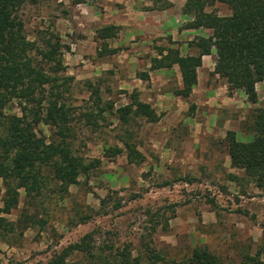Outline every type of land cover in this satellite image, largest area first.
Here are the masks:
<instances>
[{
    "label": "rangeland",
    "instance_id": "rangeland-1",
    "mask_svg": "<svg viewBox=\"0 0 264 264\" xmlns=\"http://www.w3.org/2000/svg\"><path fill=\"white\" fill-rule=\"evenodd\" d=\"M82 1L34 0L19 14L29 39L44 29L58 33L70 47L64 52L63 74L73 77L64 93L72 117V146L76 154L98 164L64 193L48 180L50 189L40 205L29 203L20 190L17 207L10 214L0 213L16 228H0V264H50L63 247L88 232H93L94 256L74 253L70 260L105 264L128 247L142 264H151L153 255L183 260L199 248L210 250L223 264H241L264 235V183L258 187L231 167L225 136L234 131L239 141L253 138L242 122L253 108L264 106V80L256 84L258 102L252 104L243 90L229 93L224 79L200 67L195 91L188 99L176 96L177 66L156 71L148 66L157 47L170 45L172 36L166 32L145 41L137 34L125 42L117 35L108 44L118 52L100 57L96 32L110 22L109 10L105 0ZM166 2L160 0L159 6ZM215 9L230 14L224 4L216 3ZM193 38L176 36L174 41L181 53L189 54L194 50L182 43ZM206 64L211 68L212 60ZM141 72H148L149 80H141ZM93 89H98L99 100ZM133 93L151 104L159 121H118L116 110ZM99 108L106 110L99 115ZM12 110L20 113L14 104ZM85 112L94 113V124H87ZM37 129L46 136L55 130L42 124ZM127 136L144 156L139 165L129 163L125 152L107 156L115 147L124 148L121 139ZM4 195L0 179V207ZM25 214L33 216L25 219L26 228L21 224Z\"/></svg>",
    "mask_w": 264,
    "mask_h": 264
},
{
    "label": "trees",
    "instance_id": "trees-1",
    "mask_svg": "<svg viewBox=\"0 0 264 264\" xmlns=\"http://www.w3.org/2000/svg\"><path fill=\"white\" fill-rule=\"evenodd\" d=\"M30 1L34 0H0V179L5 189L0 213L3 214H10L17 207L21 189L29 203L40 205L43 202L40 198L50 189V180L64 193L78 182L80 175H89L98 164L97 160L87 161L76 154L72 146V117L64 93L73 77L63 74L67 68L64 52L70 47L63 44L54 31L38 29L34 39L28 38L19 11ZM216 3L226 5L230 14H218ZM167 6L168 2L159 7ZM181 11L191 17L183 28L210 29L212 33L196 35L188 42L196 51L194 54H182L172 41L168 46L157 47V56L151 57L149 71L177 66L181 87L174 89L173 94L188 99L197 84L202 57L214 51L216 61L212 73L226 81L229 93L241 89L247 100L256 104V84L264 80V0H185ZM119 30L114 24L97 30V39L101 41L100 57L118 52V48L109 46L108 40L117 37ZM138 77L149 80V73L141 72ZM93 93L99 100L98 89H93ZM13 104L20 113L12 110ZM108 107L111 109L112 105ZM105 110L99 108L98 114ZM116 114L122 125H128L135 117H143L151 123L160 119L151 104L140 100L135 93ZM83 117L87 124H94L93 112H85ZM41 124L55 129L54 132L46 136L37 129ZM242 127L243 130L247 128L253 138L242 142L236 139V132L226 133L230 165L261 187L264 183V106L253 108ZM128 138L121 139L124 148L115 147L107 156L125 152L129 163L139 165L144 156ZM231 178L236 177L231 175ZM32 217L24 215L21 221L22 226L25 222L24 228ZM0 228L16 229L4 217H0ZM92 241L93 232L84 234L56 253L50 264H84L70 257L74 253L93 257ZM153 256L156 260L151 264H223L208 249L195 248L183 260ZM113 259L105 264H142L128 247L118 250ZM241 264H264V235L253 254L243 255Z\"/></svg>",
    "mask_w": 264,
    "mask_h": 264
},
{
    "label": "crops",
    "instance_id": "crops-1",
    "mask_svg": "<svg viewBox=\"0 0 264 264\" xmlns=\"http://www.w3.org/2000/svg\"><path fill=\"white\" fill-rule=\"evenodd\" d=\"M159 1L160 0H105V8L109 10L110 15V22L108 24H114L120 27L118 35L121 41H133L137 34L143 36L146 41L167 32L172 36L171 41L174 42L173 45L175 44L176 47L179 45L177 41H174L176 40V36L186 38L188 35H194L195 37L202 32L208 35L212 33L210 29L183 28L182 25L191 20V17L183 15L181 11L185 0H166L169 6L165 8L159 7ZM188 42L189 41L182 43V45H188ZM195 52L194 50L189 54H194ZM208 58L212 60L211 68L206 64ZM215 61L216 54L212 51L211 54L202 57V65L200 67H205L207 70L212 71ZM148 66H150V64ZM200 67L197 70L196 85H198L199 82ZM215 76L219 77L218 75ZM225 84H223V86H225ZM196 85L193 92L195 91ZM178 87H181V77H179ZM243 98L246 100V97Z\"/></svg>",
    "mask_w": 264,
    "mask_h": 264
}]
</instances>
